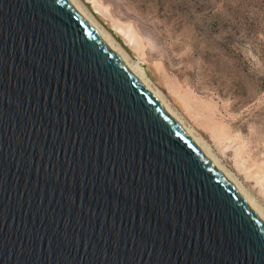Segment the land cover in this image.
I'll return each instance as SVG.
<instances>
[{"label":"water","instance_id":"1","mask_svg":"<svg viewBox=\"0 0 264 264\" xmlns=\"http://www.w3.org/2000/svg\"><path fill=\"white\" fill-rule=\"evenodd\" d=\"M0 264H264V223L68 0H0Z\"/></svg>","mask_w":264,"mask_h":264},{"label":"rangeland","instance_id":"2","mask_svg":"<svg viewBox=\"0 0 264 264\" xmlns=\"http://www.w3.org/2000/svg\"><path fill=\"white\" fill-rule=\"evenodd\" d=\"M77 1L264 210V0Z\"/></svg>","mask_w":264,"mask_h":264},{"label":"bare ground","instance_id":"3","mask_svg":"<svg viewBox=\"0 0 264 264\" xmlns=\"http://www.w3.org/2000/svg\"><path fill=\"white\" fill-rule=\"evenodd\" d=\"M75 9L81 14V16L87 21V23L94 29V31L101 37V39L111 48V50L120 58V60L126 65V67L131 71V73L142 83V85L149 90L155 98L161 103L167 113L177 122V124L183 128V130L188 134V136L193 140V142L199 147V149L206 155V157L213 163V165L220 171V173L233 185L236 191L240 196L250 205L253 211L257 214L260 220L264 223V210L258 206L253 197L244 189L241 183L233 176V174L225 168L216 156L211 152L208 145L197 136L191 128H189L183 120L171 109L166 100L157 91L152 87L145 71L139 65V63L130 60L125 53V51L117 45L112 37L102 29L96 21L81 7L77 0H68ZM129 36V35H128ZM127 36V37H128ZM133 38V39H132ZM131 42L134 43V46L137 50L142 49L141 43L138 40H135V36L132 33Z\"/></svg>","mask_w":264,"mask_h":264}]
</instances>
